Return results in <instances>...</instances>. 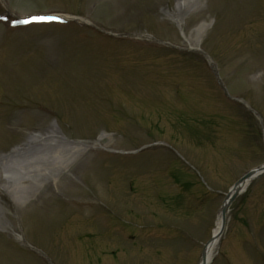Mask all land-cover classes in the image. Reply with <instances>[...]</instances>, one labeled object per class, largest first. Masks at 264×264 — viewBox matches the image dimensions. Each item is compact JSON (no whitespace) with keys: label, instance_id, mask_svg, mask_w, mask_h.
Returning <instances> with one entry per match:
<instances>
[{"label":"rangeland","instance_id":"obj_1","mask_svg":"<svg viewBox=\"0 0 264 264\" xmlns=\"http://www.w3.org/2000/svg\"><path fill=\"white\" fill-rule=\"evenodd\" d=\"M179 1L0 0V154L86 146L24 206L0 189V264L202 261L264 164V0ZM220 231L210 264H264V175Z\"/></svg>","mask_w":264,"mask_h":264},{"label":"bare ground","instance_id":"obj_2","mask_svg":"<svg viewBox=\"0 0 264 264\" xmlns=\"http://www.w3.org/2000/svg\"><path fill=\"white\" fill-rule=\"evenodd\" d=\"M196 1H179L178 7L182 9L185 4ZM207 27V24L201 23L193 30L194 35L190 39L194 44L199 43ZM59 134L54 128L31 134L23 145L0 154V189L8 194L17 206H24L46 184H55L58 175L66 171L86 150L84 144H74ZM104 136L105 133L100 139ZM249 182L247 181L243 187ZM221 227L222 215L219 217L211 242L205 248V260L199 264H210L214 259Z\"/></svg>","mask_w":264,"mask_h":264},{"label":"water","instance_id":"obj_3","mask_svg":"<svg viewBox=\"0 0 264 264\" xmlns=\"http://www.w3.org/2000/svg\"><path fill=\"white\" fill-rule=\"evenodd\" d=\"M215 73L218 76V72L215 69ZM220 83L223 85V83L220 81ZM226 90V89H225ZM264 175V164L260 165L256 168H253L249 170L246 174H244L240 179H238L235 184L230 189L229 193L227 194L223 205H222V218L224 221L225 213L228 209V207L231 205V203L239 196V194L245 189L243 187L247 181H251L253 178ZM205 260V253L202 255V261Z\"/></svg>","mask_w":264,"mask_h":264}]
</instances>
